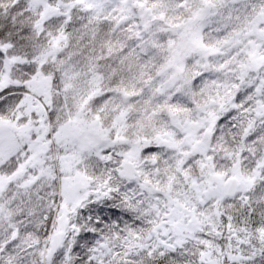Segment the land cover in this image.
<instances>
[{"label":"snow or ice","instance_id":"snow-or-ice-1","mask_svg":"<svg viewBox=\"0 0 264 264\" xmlns=\"http://www.w3.org/2000/svg\"><path fill=\"white\" fill-rule=\"evenodd\" d=\"M0 264H264V0H0Z\"/></svg>","mask_w":264,"mask_h":264}]
</instances>
